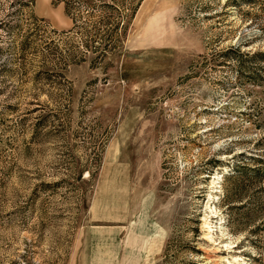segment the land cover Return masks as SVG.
<instances>
[{"label": "rangeland", "instance_id": "rangeland-1", "mask_svg": "<svg viewBox=\"0 0 264 264\" xmlns=\"http://www.w3.org/2000/svg\"><path fill=\"white\" fill-rule=\"evenodd\" d=\"M136 1L0 0V264H264V178L243 225L221 202L264 171V0H140L102 62L44 51L78 47L63 2Z\"/></svg>", "mask_w": 264, "mask_h": 264}, {"label": "trees", "instance_id": "trees-1", "mask_svg": "<svg viewBox=\"0 0 264 264\" xmlns=\"http://www.w3.org/2000/svg\"><path fill=\"white\" fill-rule=\"evenodd\" d=\"M139 2L140 0L136 2H96L92 4L80 2L81 5L86 8L85 16H83L81 12L76 11V9L71 8L72 6H70L69 3L63 2L65 13L72 21L70 32L79 30L78 47L76 52H74V48L60 38V36H65L68 32L57 33L52 31V35L57 37V39L53 37L52 39L49 38L44 44V51L49 50L50 52H58L61 58L59 62L62 64L85 61L87 55H92L91 62L94 65L102 62L109 53L114 52V50L120 46L125 26L134 15ZM74 10L76 11L75 13L71 12ZM95 13L97 14L96 19L91 21L89 17H92ZM95 25L98 26V28H96ZM88 27L92 29H90L92 33L87 30ZM60 44L63 47L61 51L58 50ZM229 50L232 49L230 48ZM243 57L247 60H259L264 59V53L255 52L245 54ZM53 64L55 65V63ZM254 161L258 162V160ZM247 173L249 175H247ZM224 178L226 180H235L229 189H224L221 198V202L224 203V206H226V209L229 211L227 220L231 225H243L241 218L237 217L236 221L238 222H234L232 211L238 210L240 209L239 206L244 205L246 185L251 184V179L253 178H255V180L264 178V171L258 164L250 167L235 164L231 172L226 174ZM237 204H239V206H237Z\"/></svg>", "mask_w": 264, "mask_h": 264}]
</instances>
